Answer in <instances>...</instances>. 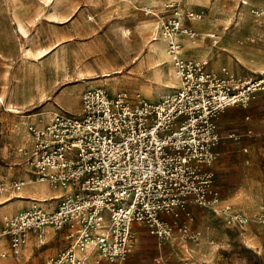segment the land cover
<instances>
[{
  "label": "rangeland",
  "instance_id": "374dc122",
  "mask_svg": "<svg viewBox=\"0 0 264 264\" xmlns=\"http://www.w3.org/2000/svg\"><path fill=\"white\" fill-rule=\"evenodd\" d=\"M249 4L241 0H0V264H47L67 246L65 232L50 231L45 243L30 233L17 255L10 248L12 228L6 220L28 208L19 207L20 200H31L9 196L16 192L12 184L24 170L18 147L30 138L28 126L59 108L77 113L86 88L124 91L147 102L175 91L179 80L167 41L162 36L154 40V33L163 22H171L177 8L202 13L201 19L184 20L197 33L182 35L184 56L208 58L217 67L228 65L239 73L257 75L264 68H251L241 55L248 46L264 55L261 26L251 13L252 6L262 5ZM215 25L219 26L216 35L211 30ZM243 108L254 133L264 132V90ZM226 127L223 113L219 154L211 165V188L217 194H210L206 204L189 202L165 213L171 226L165 238L134 223L133 245L123 261L112 262L96 249L86 263L264 264V192H242L244 184L264 188L263 155L256 148L255 161H244L246 151L232 150L233 138L224 137ZM36 184L25 186L29 195L34 190L43 193L44 186ZM234 187L241 191L232 192ZM242 217L248 222L242 223ZM250 237L256 238L255 245L248 243Z\"/></svg>",
  "mask_w": 264,
  "mask_h": 264
},
{
  "label": "built area",
  "instance_id": "2783aa9c",
  "mask_svg": "<svg viewBox=\"0 0 264 264\" xmlns=\"http://www.w3.org/2000/svg\"><path fill=\"white\" fill-rule=\"evenodd\" d=\"M251 13L264 42V5L252 6ZM201 18V12L177 8L168 25L157 26L154 40L166 39L179 80L177 89L159 101L91 87L81 92L77 113L59 108L28 126L30 138L18 147L20 164L28 180L46 182L59 194L53 208L34 200L20 216L6 220L14 254L30 233L45 243L52 229L65 232L67 246L47 264H87L86 253L96 249L121 262L131 251L134 223L165 238L171 234L165 213L189 202L206 204L210 194H217L211 165L221 139L219 118L264 90V70L242 74L228 65L216 67L208 58L185 57L182 35L197 33L184 20ZM25 183L19 179L12 187L20 191Z\"/></svg>",
  "mask_w": 264,
  "mask_h": 264
},
{
  "label": "crops",
  "instance_id": "0c3cea01",
  "mask_svg": "<svg viewBox=\"0 0 264 264\" xmlns=\"http://www.w3.org/2000/svg\"><path fill=\"white\" fill-rule=\"evenodd\" d=\"M247 2H248V4L250 3L251 5L252 4L253 5H258V4L264 5V0H247ZM211 30H215L212 32H214L216 35V31H219V26H216V25L212 26ZM183 38L187 39V37H183ZM262 54H263V52H262ZM241 55H242L243 62L248 64L251 68H253L255 70H259V71L262 68H264V55H261L262 57H260L258 55V51H253L251 47L248 46L246 49H244V51H243V53H241ZM185 57H187V56H185ZM229 61L233 62L234 60L233 61L229 60ZM214 64L215 63H213V65ZM232 66L235 67V65H232ZM240 105H242V104L230 106L223 112V113H226V122H227V127H226L227 128V134L224 137L227 139V138H232L231 135L238 136L237 139L233 138L235 141L233 139H231V141L233 143H231L229 145H232L233 151H235V149H238L239 151H242V149H243L244 151H246V153H244V152H242V153L244 155L243 156L244 161H246L248 163H250V162L253 163L255 161L254 154H256V148H258L260 150V153L263 155L261 158V162H260V163H262V162H264V132H258L257 134L254 133V129L252 128L253 126L251 125L250 122L247 121V119H249V116L248 115L245 116V109L243 107H246V106L242 105L243 107H241ZM223 113L221 114V116L223 115ZM221 116H220V118H221ZM220 118H219V120H220ZM218 127H219V121H218ZM245 136H247L248 138L241 140V138L245 137ZM252 136H254V137H252ZM249 137H251V138H249ZM218 146H219V144H218ZM218 146H217V151H218ZM218 154H219V151H218ZM232 160H233L232 163H235V158H233ZM20 174H21L20 179H25L26 183L20 191L11 192V193H9V196L11 195L10 197H17V198H22L24 196H30L31 200H25V201L20 200V203H19L20 206L19 207H24V206L29 207L33 203L34 200H40L43 205H46L47 203H49L50 208H53L55 206V204L57 203L56 197L59 194L58 190L52 191V188L46 182H42V181L35 180V179L28 180V174L25 170H22L20 172ZM250 180H251V182L254 181V179L252 177H250ZM29 183H33V184L39 183L40 185L44 186L43 193H41L37 190H34L32 192V195H29V192H27L25 190V186ZM242 190H243L242 192H264V188H261L259 190H255L254 186L249 185V187H247V185H245V184L243 185ZM240 191L241 190H239V189H235V187L232 189V192H240ZM40 194H42L43 196L41 195L42 196L41 197ZM44 200H47V201H44ZM23 202H25V203H23ZM50 231H53V230L48 229L47 233H50ZM56 233H59V232H55V234ZM64 239H65V237H64ZM250 239L251 240H249L248 243H253L254 245L257 243L256 238L250 237Z\"/></svg>",
  "mask_w": 264,
  "mask_h": 264
},
{
  "label": "bare ground",
  "instance_id": "6f19581e",
  "mask_svg": "<svg viewBox=\"0 0 264 264\" xmlns=\"http://www.w3.org/2000/svg\"><path fill=\"white\" fill-rule=\"evenodd\" d=\"M122 35H123V33H121ZM157 46V45H156ZM155 52V51H154ZM157 54V53H156ZM175 77H176V74H175ZM0 100L1 101H3V99L2 98H0ZM7 104V103H6ZM10 109L11 110H14V111H16L17 110V108L16 107H14V106H10ZM19 111V110H18ZM37 185V184H36ZM38 186V188H39V184L37 185ZM47 187V186H46ZM42 194H40V196H41ZM46 195V194H45ZM43 196V195H42ZM41 196V197H42ZM11 206V205H10ZM12 207V206H11ZM10 209V208H9ZM12 209V208H11ZM92 253H93V251H91V252H88V253H86V255H92Z\"/></svg>",
  "mask_w": 264,
  "mask_h": 264
}]
</instances>
